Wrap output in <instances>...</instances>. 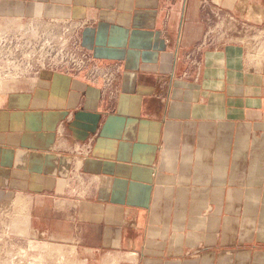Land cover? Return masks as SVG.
Returning <instances> with one entry per match:
<instances>
[{
  "label": "crops",
  "instance_id": "1",
  "mask_svg": "<svg viewBox=\"0 0 264 264\" xmlns=\"http://www.w3.org/2000/svg\"><path fill=\"white\" fill-rule=\"evenodd\" d=\"M17 1L120 69L114 97L62 69L2 87L0 193L33 232L81 264H264V0Z\"/></svg>",
  "mask_w": 264,
  "mask_h": 264
},
{
  "label": "built area",
  "instance_id": "2",
  "mask_svg": "<svg viewBox=\"0 0 264 264\" xmlns=\"http://www.w3.org/2000/svg\"><path fill=\"white\" fill-rule=\"evenodd\" d=\"M16 30L3 32L8 56L0 64L5 76L13 78L38 77L44 69H62L84 73L93 82H101L104 94L118 93L117 64H97L80 39L86 22L68 17H43L35 20H16Z\"/></svg>",
  "mask_w": 264,
  "mask_h": 264
},
{
  "label": "rangeland",
  "instance_id": "3",
  "mask_svg": "<svg viewBox=\"0 0 264 264\" xmlns=\"http://www.w3.org/2000/svg\"><path fill=\"white\" fill-rule=\"evenodd\" d=\"M3 1L7 0H0V2ZM43 17L58 16L23 17L15 10L6 13L0 12V64L4 63L8 56L5 51L6 45L3 43V32L6 29L14 28L13 31H15L16 20L27 21ZM34 78L37 77L35 75L26 76V79ZM19 79L23 78L5 76L3 69H0V91L7 83ZM77 180L81 182L82 179L78 178ZM27 212L28 200L26 198L14 193L13 195L0 193V264H81L76 259L73 248L51 243L46 238L34 233L30 228ZM132 261L125 262V264H133ZM104 264L123 263L112 258L105 261Z\"/></svg>",
  "mask_w": 264,
  "mask_h": 264
},
{
  "label": "bare ground",
  "instance_id": "4",
  "mask_svg": "<svg viewBox=\"0 0 264 264\" xmlns=\"http://www.w3.org/2000/svg\"><path fill=\"white\" fill-rule=\"evenodd\" d=\"M19 3L20 2L17 0H7L0 2V12H5L6 10L12 9V7H17Z\"/></svg>",
  "mask_w": 264,
  "mask_h": 264
}]
</instances>
